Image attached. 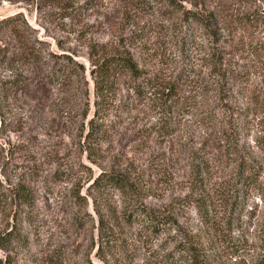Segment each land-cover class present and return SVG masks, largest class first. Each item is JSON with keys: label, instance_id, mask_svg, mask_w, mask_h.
<instances>
[{"label": "rangeland", "instance_id": "obj_1", "mask_svg": "<svg viewBox=\"0 0 264 264\" xmlns=\"http://www.w3.org/2000/svg\"><path fill=\"white\" fill-rule=\"evenodd\" d=\"M18 12L49 66L75 64L47 94L4 93L2 81L36 72L0 32V190L28 195L13 224L0 194V231L18 232L0 249L7 264H56L54 248L62 264H264V0L0 3V18ZM125 52L141 74L114 72L95 96L90 58ZM109 171L132 189L92 187ZM140 205L174 226L146 234L126 219Z\"/></svg>", "mask_w": 264, "mask_h": 264}, {"label": "trees", "instance_id": "obj_2", "mask_svg": "<svg viewBox=\"0 0 264 264\" xmlns=\"http://www.w3.org/2000/svg\"><path fill=\"white\" fill-rule=\"evenodd\" d=\"M2 1L10 4L17 2L22 4H29L33 0H0V3ZM182 13L184 15L189 14L187 18L193 19L196 23H199V21H201L197 16L193 14L194 12L182 11ZM200 24L204 25L205 23L201 21ZM6 29L13 34L16 42L18 43V51L13 52V54H11V57L14 56V59H10L13 62L20 61L25 63L28 67H30V72H36V75L32 77L33 79H35V83L33 84H31L32 82L30 81L25 82L24 79H22L19 75L7 78L5 81H2L4 84L2 85L3 88L1 89V91H3L4 93H7L9 89H13L15 91L28 90L30 86H32V91H38L42 95L43 93L47 94L49 88L55 87L56 85L61 84L64 81L67 72L74 71L73 66L69 65V63L75 64L74 60L65 55L61 56L66 57V59L58 61V58L56 57L58 55L54 54L53 56L57 59H55L51 66L48 65L49 58L47 54L41 49V40L31 36L32 28L28 25L27 21L19 12L12 13L0 18V32ZM48 53L52 54L50 52ZM79 69H83L82 65H79ZM117 71L129 72L133 77L141 74L136 67L135 61L127 52L123 54L114 53L103 55L96 59L90 58L89 73L93 77V91L95 96H102L105 94L104 88L106 81L108 80L109 76L112 75V73ZM93 125L94 122L92 120L89 121V130L87 132L88 135L91 132ZM86 138H88L87 135ZM1 151L2 148L0 146V152ZM106 185L117 187L122 191H124V188L130 190L132 189V187L130 186L131 182L128 180L127 176L122 173H116L112 171L100 172L93 179L92 187L96 189ZM2 191L0 192V194L4 200L9 197L10 203L14 201L13 208L10 207V211L12 213L11 219L14 218V220L12 219V223L14 224L15 214L13 213L16 211V208L20 205H28L27 192L25 191L23 185L19 183H16L13 186H8L7 193ZM71 194L76 200L78 199L79 196L76 191H71ZM107 208H109V206L105 204L103 208H94V211L97 215V224L95 225L96 232L100 233L102 231L104 235H106L107 231H112L113 226V223L112 225H110L109 221H104L105 211L107 210ZM111 213L113 216H115L116 210L111 209ZM122 214L124 215V211L122 212ZM131 214L135 216V218L143 226L146 234L149 233L156 237L161 233L167 231L168 229H171L175 223V220L171 215L154 212L143 205L137 206V208L133 211L131 210V213H129L128 215L129 218H126L127 221H131ZM17 234V229L13 225L10 228H3L0 231V249H4L6 247V244ZM97 245V249H101L102 242L100 241ZM182 249H184L183 246L180 247V250ZM52 252H54L55 255V263L62 264V257H57V254L60 253L59 249L54 248ZM7 263V256L5 254L3 256L0 255V264ZM87 264L91 263L87 262Z\"/></svg>", "mask_w": 264, "mask_h": 264}]
</instances>
